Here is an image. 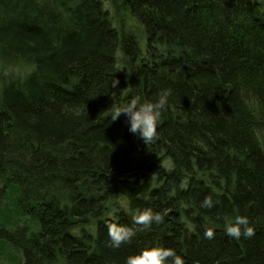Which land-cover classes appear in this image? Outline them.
Instances as JSON below:
<instances>
[{
    "label": "trees",
    "instance_id": "16d2710c",
    "mask_svg": "<svg viewBox=\"0 0 264 264\" xmlns=\"http://www.w3.org/2000/svg\"><path fill=\"white\" fill-rule=\"evenodd\" d=\"M120 1L143 47L106 0H0L2 246L13 264H125L154 244L264 264V0ZM165 89L153 143L111 121ZM147 207L163 223L112 247L113 217L139 229ZM237 215L254 236L226 234Z\"/></svg>",
    "mask_w": 264,
    "mask_h": 264
},
{
    "label": "clouds",
    "instance_id": "9594fccd",
    "mask_svg": "<svg viewBox=\"0 0 264 264\" xmlns=\"http://www.w3.org/2000/svg\"><path fill=\"white\" fill-rule=\"evenodd\" d=\"M119 84L118 79L111 81L112 87ZM171 89L162 90L155 100L142 101L139 95L132 96L127 104L114 106L111 112V121L117 120L121 114L128 117L130 124L129 131L139 134L146 144H151L157 140V127L162 120V111L166 109L168 97ZM214 202L212 197L206 196L201 203V207L212 208ZM164 215L154 211L151 207L137 209L133 215V223L140 225L141 228L133 229L124 224L116 222L108 223V235L112 247H120L123 243L130 242L137 231H143L151 228L153 223H163ZM226 234L230 237L240 239L241 236L250 238L255 235L254 227L250 225L246 216L237 215L225 225ZM204 236L212 239L215 236L213 228H206ZM125 264H185L182 256L178 255L173 248L164 247L159 244L146 246L139 253L127 257Z\"/></svg>",
    "mask_w": 264,
    "mask_h": 264
},
{
    "label": "rangeland",
    "instance_id": "374dc122",
    "mask_svg": "<svg viewBox=\"0 0 264 264\" xmlns=\"http://www.w3.org/2000/svg\"><path fill=\"white\" fill-rule=\"evenodd\" d=\"M118 8L117 13H114V11L110 8V1L106 0L107 7L110 8V12L112 13L114 21L116 18H118V25L122 30L131 29L135 34L139 37L141 47H143V39H142V29L140 28L139 24L132 19L124 10L121 1L118 0ZM4 201H0V215L5 210ZM5 204H8L5 202ZM1 241V240H0ZM18 253L14 251L12 248H10L7 245L2 246V242H0V264H13L12 261L18 257Z\"/></svg>",
    "mask_w": 264,
    "mask_h": 264
}]
</instances>
